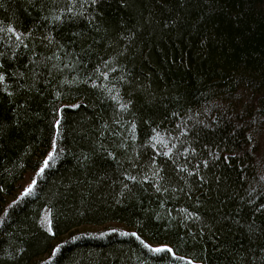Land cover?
Listing matches in <instances>:
<instances>
[{"label":"trees","instance_id":"obj_1","mask_svg":"<svg viewBox=\"0 0 264 264\" xmlns=\"http://www.w3.org/2000/svg\"><path fill=\"white\" fill-rule=\"evenodd\" d=\"M262 138L264 0H0V264H264Z\"/></svg>","mask_w":264,"mask_h":264},{"label":"rangeland","instance_id":"obj_2","mask_svg":"<svg viewBox=\"0 0 264 264\" xmlns=\"http://www.w3.org/2000/svg\"><path fill=\"white\" fill-rule=\"evenodd\" d=\"M262 144H263L262 145L263 150L259 154H260V159L264 160V138H262ZM52 151H53V149H51L50 152L48 153V157L52 153ZM35 178H36V172L35 173L31 172L24 178V180L19 184V187H18V190L16 191V193H14L13 195L8 197L7 202L5 203V206H4V210L7 208V206L13 200L18 198L19 196L21 197L26 192H28L29 188H32V186L35 182ZM108 230H119L122 232L136 233V229L134 227L128 226V225L121 223V222L110 223L109 225H105V226L83 225V226L79 227L74 233H76V234H78V233L99 234V233H104ZM65 238H67V237H65ZM166 246L167 245L157 244V246H155V247L156 248H163Z\"/></svg>","mask_w":264,"mask_h":264},{"label":"snow or ice","instance_id":"obj_3","mask_svg":"<svg viewBox=\"0 0 264 264\" xmlns=\"http://www.w3.org/2000/svg\"><path fill=\"white\" fill-rule=\"evenodd\" d=\"M51 158H52V157L49 156V160H50ZM44 164H45V167H47V166H48V160H46V161L44 162ZM41 171H43V169H41ZM28 191L30 192V191H31V188H29ZM155 251H160V249H156Z\"/></svg>","mask_w":264,"mask_h":264},{"label":"bare ground","instance_id":"obj_4","mask_svg":"<svg viewBox=\"0 0 264 264\" xmlns=\"http://www.w3.org/2000/svg\"><path fill=\"white\" fill-rule=\"evenodd\" d=\"M46 158H47V157H45L44 162L47 160ZM42 168H43V167H42ZM29 173H31V172H28V174H29ZM28 174H27V175H28ZM19 197H20V196H19ZM4 212H5V210H3V211L0 213V219L2 218Z\"/></svg>","mask_w":264,"mask_h":264}]
</instances>
